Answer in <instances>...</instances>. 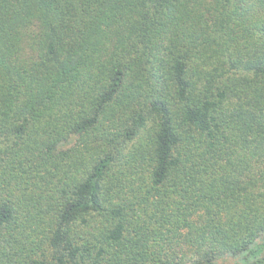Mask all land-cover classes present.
Wrapping results in <instances>:
<instances>
[{"label":"trees","instance_id":"16d2710c","mask_svg":"<svg viewBox=\"0 0 264 264\" xmlns=\"http://www.w3.org/2000/svg\"><path fill=\"white\" fill-rule=\"evenodd\" d=\"M0 264H264V0H0Z\"/></svg>","mask_w":264,"mask_h":264},{"label":"rangeland","instance_id":"374dc122","mask_svg":"<svg viewBox=\"0 0 264 264\" xmlns=\"http://www.w3.org/2000/svg\"><path fill=\"white\" fill-rule=\"evenodd\" d=\"M231 259L238 261V260H240L241 258L238 256V257L231 258Z\"/></svg>","mask_w":264,"mask_h":264}]
</instances>
